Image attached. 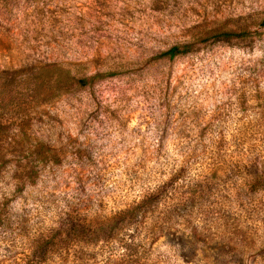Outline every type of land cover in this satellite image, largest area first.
I'll list each match as a JSON object with an SVG mask.
<instances>
[{
    "label": "rangeland",
    "instance_id": "374dc122",
    "mask_svg": "<svg viewBox=\"0 0 264 264\" xmlns=\"http://www.w3.org/2000/svg\"><path fill=\"white\" fill-rule=\"evenodd\" d=\"M263 19L264 0H0V68L114 72L0 100V264H264ZM215 29L261 34L160 57Z\"/></svg>",
    "mask_w": 264,
    "mask_h": 264
},
{
    "label": "trees",
    "instance_id": "16d2710c",
    "mask_svg": "<svg viewBox=\"0 0 264 264\" xmlns=\"http://www.w3.org/2000/svg\"><path fill=\"white\" fill-rule=\"evenodd\" d=\"M264 26V19L261 24ZM261 32L258 30L251 32L247 29H215L206 32L203 36L197 38L193 41L175 43L169 48L161 52L160 57H166L173 59L177 56L187 55L195 50L196 44L203 43H215V42H231L235 39H245L251 36H258ZM33 66H20V67H3L0 68V100L9 96L14 98L13 91L18 85L34 83L35 90L47 86L55 87L57 89H68L73 86L84 87L95 82L98 77H104L105 75H113L114 72H109V74H78L71 73L70 68H68L66 63H45L38 66V70L34 73H29L28 71H34ZM35 79V80H34ZM0 114V119H1ZM10 128V125L0 120V137L4 135ZM264 178V167L258 169L255 174L254 182H262Z\"/></svg>",
    "mask_w": 264,
    "mask_h": 264
}]
</instances>
